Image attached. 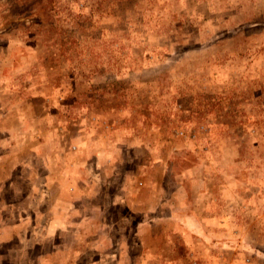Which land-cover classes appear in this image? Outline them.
<instances>
[{
  "label": "rangeland",
  "instance_id": "1",
  "mask_svg": "<svg viewBox=\"0 0 264 264\" xmlns=\"http://www.w3.org/2000/svg\"><path fill=\"white\" fill-rule=\"evenodd\" d=\"M0 264H264V0H0Z\"/></svg>",
  "mask_w": 264,
  "mask_h": 264
}]
</instances>
